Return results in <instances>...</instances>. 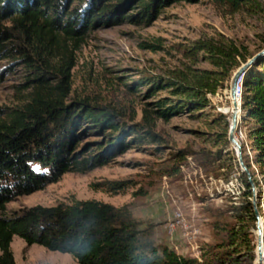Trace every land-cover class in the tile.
Returning a JSON list of instances; mask_svg holds the SVG:
<instances>
[{
  "label": "trees",
  "instance_id": "obj_1",
  "mask_svg": "<svg viewBox=\"0 0 264 264\" xmlns=\"http://www.w3.org/2000/svg\"><path fill=\"white\" fill-rule=\"evenodd\" d=\"M182 0H0V60L20 55L23 61H41L31 80L32 96L22 107L0 113V264H17L12 250L14 237L27 246L39 245L51 252L71 255L78 264H195L174 249L159 247L142 230L129 205L114 206L98 200H75L52 207H24L7 214V205L60 181L69 172L85 173L107 165L130 149L128 134L141 142L159 139L146 125L120 122L106 107L76 102L66 106L63 97L71 89L69 67L62 72L59 86H50L49 62L44 41L61 39L81 42L95 28L115 26L124 21L150 23L160 12ZM199 3L203 0H184ZM232 12L258 0H209ZM132 7L137 13L126 16ZM13 42H16L14 44ZM264 43V41H263ZM39 44H42L40 46ZM43 47V48H42ZM39 57L36 59L29 52ZM264 49V44L261 50ZM193 61H208L212 70L189 65L171 79L154 80L151 89L168 90L170 97L155 103L154 114L170 120L205 110L208 95L230 87L234 73L254 55L247 47L224 35L204 37L186 51ZM194 65V64H193ZM241 115L236 130L245 164L258 190V209L264 206V56L243 75L240 83ZM225 144L228 140V115ZM242 134L239 137V134ZM103 140L78 150L90 135ZM240 134V135H241ZM177 157H191L208 174L228 182L237 171L243 189L238 204L229 212L237 225L229 231L230 248L235 253L247 246L251 259L256 248L257 217L248 175L242 172L231 147L226 153L180 151ZM177 172V166L173 167ZM224 170L225 173H221ZM122 185L124 183H117ZM213 255L211 261L215 260ZM216 260H220L218 257ZM212 263V262H211Z\"/></svg>",
  "mask_w": 264,
  "mask_h": 264
},
{
  "label": "rangeland",
  "instance_id": "obj_2",
  "mask_svg": "<svg viewBox=\"0 0 264 264\" xmlns=\"http://www.w3.org/2000/svg\"><path fill=\"white\" fill-rule=\"evenodd\" d=\"M138 11L129 7L125 15ZM219 34L247 47L252 55L260 52L264 44V0L237 12L209 0H182L160 9L150 23L124 21L95 28L81 42L44 41L43 53L50 65L44 69L49 72L50 86H59L63 70L70 66L71 89L63 97L66 106L87 102L106 107L118 121L149 126L160 138L141 142L128 134L130 149L107 165L85 173H66L59 182L9 203L6 213L75 200L129 205L142 230L159 247L174 249L180 256L196 260L195 264H264V247L260 257L257 236L254 259L247 246L237 253L230 248L229 231L237 222L226 211L238 204L243 189L237 171L226 182L208 175L191 157H177L183 150L215 152L222 148L226 153L231 149L226 147V124L220 116L228 115L231 125L234 113L230 87L209 94L210 106L191 115L163 120L154 114L155 103L170 97L168 90L151 89L154 80L176 77L189 65L214 69L208 61L188 58L186 51L200 38ZM32 50L29 52L39 59ZM21 58L15 55L0 60V113L27 104L33 91L31 80L36 76L33 71L43 72L41 61L29 67V61ZM240 115L241 109L238 120ZM101 140V136H87L78 150ZM121 182L124 184H117ZM262 211L264 227L263 205ZM12 250L17 264H78L69 254L51 252L39 245L29 247L17 236ZM213 255L217 256L211 261Z\"/></svg>",
  "mask_w": 264,
  "mask_h": 264
},
{
  "label": "water",
  "instance_id": "obj_3",
  "mask_svg": "<svg viewBox=\"0 0 264 264\" xmlns=\"http://www.w3.org/2000/svg\"><path fill=\"white\" fill-rule=\"evenodd\" d=\"M264 56V49L258 52L256 55H254L251 59H249L246 63H244L233 75L231 82H230V95L231 98L233 99V104L234 107L236 108V111L238 112V92L240 88V83L241 79L244 75V73L254 64L256 63L259 59H261ZM240 106V105H239ZM238 128V114L235 113L233 115V124L230 125L229 127V132H228V140L233 147V149L236 152V156L238 158V162L241 168L242 172H245L248 175L249 182L252 186V191H253V207L255 211V215L257 217V231L259 233V239H258V249L262 251L264 247V241H263V229L260 226V219L262 218L259 209H258V201H257V191H256V186L252 180L250 171L245 164L244 158H243V151H242V146L237 138L236 135V130Z\"/></svg>",
  "mask_w": 264,
  "mask_h": 264
},
{
  "label": "bare ground",
  "instance_id": "obj_4",
  "mask_svg": "<svg viewBox=\"0 0 264 264\" xmlns=\"http://www.w3.org/2000/svg\"><path fill=\"white\" fill-rule=\"evenodd\" d=\"M240 88H239V92H238V112L236 111V108L234 107V104H233V99H232V108H231V111H233V113L235 114V113H237V114H239V111H240ZM239 121V120H238ZM233 124V120L231 121V125ZM241 134V133H240ZM241 136H242V134H241ZM177 216H178V218L179 217H181V214L180 213H177ZM177 220V219H176ZM179 221L181 220V219H178ZM177 220V221H178ZM185 220V219H184ZM179 224V223H178ZM260 226L262 227V229H263V233H264V227H263V225H262V223H261V219H260ZM188 227V226H187ZM171 228V227H170ZM183 228V227H182ZM191 228V227H190ZM198 232V231H197ZM262 237H263V235H262ZM258 239H259V233H258ZM260 253L261 254H259L260 255V257H261V255H262V251H260ZM261 260V259H260ZM261 262H262V260H261Z\"/></svg>",
  "mask_w": 264,
  "mask_h": 264
}]
</instances>
